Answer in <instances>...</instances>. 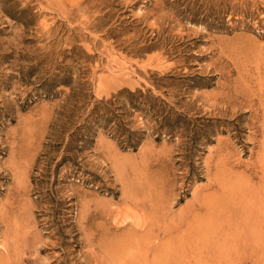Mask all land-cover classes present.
Wrapping results in <instances>:
<instances>
[{"label": "rangeland", "instance_id": "obj_1", "mask_svg": "<svg viewBox=\"0 0 264 264\" xmlns=\"http://www.w3.org/2000/svg\"><path fill=\"white\" fill-rule=\"evenodd\" d=\"M262 198L264 0H0V264H264L193 246Z\"/></svg>", "mask_w": 264, "mask_h": 264}, {"label": "bare ground", "instance_id": "obj_2", "mask_svg": "<svg viewBox=\"0 0 264 264\" xmlns=\"http://www.w3.org/2000/svg\"><path fill=\"white\" fill-rule=\"evenodd\" d=\"M221 190H222V192H219V194H224L223 189H221ZM262 200H264V198H262ZM259 201H260V199H259ZM196 203H197V207L193 208L194 210L185 211V219L190 217L191 220L197 221L199 219L201 220L203 217L206 216L207 210H205V211L202 210V207H201V204L199 201H197ZM240 205H241V202H240ZM242 206H239V205H237L236 202L233 203V201L230 200V202L227 201L224 204H221V207L217 208L218 210H217V212H215L216 219H217V221H219L218 227H217V229H218L217 232L215 233L214 236H212V234H211L207 238L206 243L193 244V246L196 247L195 249H197V252L199 254L206 253L207 258L211 259V256L213 255V253L227 249V247H228L227 244H229L230 242H231V246H234L235 242L240 241V240H241L242 244H244L245 246H247L249 248L251 247L250 244H248L246 242V239L249 236L253 235L255 229H257V232H258L259 228H261V225L264 224V209L254 210L258 213L256 215H253L250 213V215L253 218H255V219H253V222H254V220H256V223L258 222L257 224H260V225L256 224L255 225L256 228H253L254 223L252 224L249 222V218L247 217V216H249V213L247 214V212L241 210V209H243ZM159 217L162 218L163 214L161 213V215H159ZM182 217H184V216H182ZM164 220H166V218ZM183 221H182V218L179 217V218H177V220H175L171 223L167 222L168 224H167L166 228L163 227L164 229H161V230H160V226L162 223H160L161 221L160 222L157 221V223L155 224V231L152 228V226L147 227L148 224H146L145 222H142V223L140 222L137 224V229L145 230V232L151 233V235L155 239H157L158 241H160L161 239H163L165 237L172 239L174 236H172L171 234L174 233L176 230L181 228ZM193 221H191V222H193ZM184 222L186 223L187 227H189V225H190L189 222H186V221H184ZM146 228H147V230H146ZM147 233H145V234H147ZM197 234H198V232H197ZM190 235L195 236V233L190 232ZM182 238L184 240L189 239L187 237L185 239L183 235H182ZM256 238H264V233L256 234ZM159 246L157 244L153 245V247L149 249V252H148V249L146 248L147 251L144 255L151 253L152 259L156 260V261L159 257H161V259L164 258L163 254H162V256L160 255L161 253L158 254L159 253V249H158ZM249 248H246L245 251H248ZM261 250H264V248H261ZM109 254H111V253H109ZM114 255H113V257H114ZM114 258H116V257H114ZM177 259H178V257L176 256L175 253H171L168 256V261L171 264H184V262L186 261V255H183L182 260H180L179 262H175ZM113 263H114V261H113Z\"/></svg>", "mask_w": 264, "mask_h": 264}]
</instances>
